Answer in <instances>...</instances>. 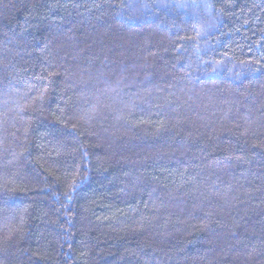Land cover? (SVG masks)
Instances as JSON below:
<instances>
[{"label":"trees","instance_id":"16d2710c","mask_svg":"<svg viewBox=\"0 0 264 264\" xmlns=\"http://www.w3.org/2000/svg\"><path fill=\"white\" fill-rule=\"evenodd\" d=\"M0 264H264V0H0Z\"/></svg>","mask_w":264,"mask_h":264}]
</instances>
